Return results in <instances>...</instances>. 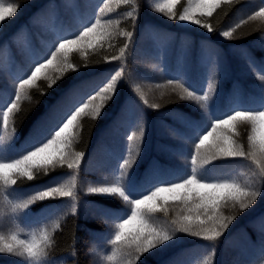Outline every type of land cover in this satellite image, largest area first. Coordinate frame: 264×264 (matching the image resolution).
<instances>
[{
    "label": "trees",
    "instance_id": "obj_1",
    "mask_svg": "<svg viewBox=\"0 0 264 264\" xmlns=\"http://www.w3.org/2000/svg\"><path fill=\"white\" fill-rule=\"evenodd\" d=\"M91 0H25L17 15L6 21L0 32V94L7 96L14 89L18 76H22L34 62L61 38L74 39L96 13ZM139 8L135 25L127 17L132 5L121 0H110L111 12L104 20L119 21L110 27L112 36L90 34L86 52L77 51L81 44L70 45L68 59L79 67L68 72L46 96L33 90L32 101H23L21 111L14 116L16 135L10 143L15 150L30 147L24 140L43 119L53 126V106L72 86L91 84L83 94L101 86L121 66L125 74L118 84L117 94L103 109L98 119L84 118L78 129H73V152L85 153L76 175L77 198L73 213L72 200L61 198L37 201L23 213H13L10 202L17 203L34 194L53 180L66 182L71 171L55 172L33 181H18L13 189H0V234L5 236L19 232L22 239L30 238L34 230L47 226L52 236L48 255L41 264H124L119 257L109 261L113 246L115 217L104 215L107 209L117 216L124 215L128 205L123 201L88 192L89 187L102 186L114 180L117 166L129 152L135 156V164L128 174L129 190L141 187L149 176L179 182L190 173L193 130L189 122L204 125L207 121L224 118L233 109L239 111L264 110V87L258 79L264 75V18L243 24L234 38H223L219 33L234 27L241 19H247L264 6L262 0H227L204 22L212 24L215 31L209 33L202 27L168 19L155 11L153 0H135ZM184 0L173 8L182 12ZM132 31V44L122 61L108 63L105 58L119 55L126 38L118 33ZM99 32V30H98ZM83 43V42H82ZM255 61L253 67L249 63ZM87 64V67L84 65ZM97 75L100 79L95 80ZM169 79H180L186 87L203 94L208 84L215 83V97L209 112L199 108L194 101L182 100L167 84ZM42 83V81L40 82ZM139 86L148 104H158L152 109L134 89ZM36 101H39L38 103ZM209 113H212L209 115ZM47 131V130H46ZM143 131L142 141L130 143L127 136ZM251 127L237 124L233 139H238L248 149ZM219 135V133H218ZM7 134L0 127V137ZM213 137H209L211 141ZM138 153V154H137ZM103 157V158H101ZM101 158V159H100ZM247 159L221 158L199 171L207 183L221 179L249 180L257 172ZM157 186H160L157 184ZM12 192V195L9 193ZM171 197L170 193H161ZM173 210L177 205L171 203ZM174 211L169 216H174ZM225 215H231L226 209ZM264 190L261 197L247 211L241 212L231 222L216 242H208L188 234L178 233L166 246L142 257L139 264H264ZM158 220H163L160 214ZM59 227H55L56 223ZM0 264H30L26 257L0 254Z\"/></svg>",
    "mask_w": 264,
    "mask_h": 264
},
{
    "label": "snow or ice",
    "instance_id": "obj_2",
    "mask_svg": "<svg viewBox=\"0 0 264 264\" xmlns=\"http://www.w3.org/2000/svg\"><path fill=\"white\" fill-rule=\"evenodd\" d=\"M24 2L25 0H0V32H3L5 22L17 15ZM121 2L132 5V10L126 15L135 25L139 13L135 0ZM141 2L143 3V0ZM177 2L178 0H162L161 3L155 4V11L168 19L195 24L211 33L215 29L211 23L204 21L212 17L214 11L225 0H188L189 6L184 7L179 13L173 10V5ZM227 2L231 3V0ZM109 4L110 0H99L92 20L74 34V39L61 37L45 54L36 57L22 76L17 77L18 82L10 94L7 96L0 94V127L7 134L6 137H0V189H13L16 186L18 190V181H33L57 169H67L72 173L66 182L53 180L42 188L33 190L34 194L26 199H21L17 203L10 202L13 213H23L26 216L28 213L25 210L35 202L61 198H70L71 210L73 213L76 210L75 173L79 171L85 153L72 151L71 144L75 139L73 129H78L80 121L84 118L95 120L101 116L103 109L117 94L118 84L125 74L123 66L101 86L90 89L87 94L78 93V86L70 87L64 97L67 100L66 106L60 108V101L53 106L55 121L53 126L45 132L42 130V122H38L35 138L29 148L17 151L10 143L6 146L2 141L6 139L10 142L15 137L17 129L14 116L22 110L23 101H32L33 90L41 97L46 96L48 94L46 89L54 88L68 72L79 71V67L68 59L70 45L81 44L77 51L84 53L91 46L90 34H98L102 38L112 36L110 27L119 21L104 20V15L112 11ZM257 18H264V6L248 15L247 19H241L234 27L219 34L223 38L232 39L243 24ZM118 34L123 35L126 42L119 49V55L105 58L108 63L124 60L126 50L133 42L132 31ZM261 40L264 41V35L261 36ZM254 64L255 61H251L249 67H253ZM84 66L87 67V64ZM261 70L264 71V67ZM258 79L264 82V75H259ZM167 84L180 99L194 101L199 108L209 112L215 97L214 82L208 84L203 94L199 95L196 91H191L190 87H186L180 79H169ZM134 91L141 97L144 105L152 109L160 107L155 103L149 105L139 86ZM223 117L217 116L204 125L189 122L193 130L192 153L188 162L191 171L180 177L179 182L149 176L141 187L130 191L127 178L136 161L135 156L129 152V155L122 158V162L118 164L116 169L118 174L113 181L88 188L90 193L116 198L129 206L127 212L119 216L110 210H103L104 215L119 220L114 226V235L109 240L113 246L111 255L107 257L109 261L119 257L124 264H139L143 256L166 246L178 233L216 242L236 216L250 209L258 197H261L264 190V110L233 109ZM237 124H247L251 127V134L247 137V150L238 139H233ZM143 135V131L139 135L133 131L126 139L130 143H135L142 141ZM209 137L213 139L210 141ZM221 158L250 160L258 171L244 182L236 178L221 179L214 183L205 182L199 171ZM161 193H170L171 197H162ZM170 201L177 205L175 210L171 208ZM226 209L231 211V215L224 214ZM171 211H174V216H169ZM160 214L164 215L162 221L157 219ZM258 219L264 221V217ZM59 226L57 222L55 227ZM29 235L30 238L22 239L19 232H13L8 236L0 234V254L26 257L30 264H41L42 259L48 255L52 236L47 226L34 230Z\"/></svg>",
    "mask_w": 264,
    "mask_h": 264
},
{
    "label": "rangeland",
    "instance_id": "obj_3",
    "mask_svg": "<svg viewBox=\"0 0 264 264\" xmlns=\"http://www.w3.org/2000/svg\"><path fill=\"white\" fill-rule=\"evenodd\" d=\"M162 2V0H153V3H154V5L156 4V3H161ZM180 2V0H178V2L177 3H175L174 5H173V8L176 6V4H178ZM96 4V0H91L90 2H89V7H92L93 5H95ZM189 6V4H188V0H184V7H188ZM183 7V8H184ZM100 77H101V75H97L96 76V78H95V80H98V79H100ZM91 84H88V85H80V86H78V88H77V92L78 93H84L86 90H88L89 88V86H90ZM66 104H67V100L65 101V103L62 105V106H60V108H63V107H65L66 106ZM53 115L54 114H52V123L54 124V119H53ZM101 158H103V157H101ZM100 158V159H101Z\"/></svg>",
    "mask_w": 264,
    "mask_h": 264
}]
</instances>
